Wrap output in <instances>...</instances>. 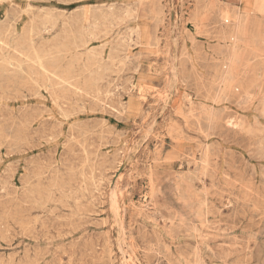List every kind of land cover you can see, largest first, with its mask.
Here are the masks:
<instances>
[{"label": "rangeland", "instance_id": "374dc122", "mask_svg": "<svg viewBox=\"0 0 264 264\" xmlns=\"http://www.w3.org/2000/svg\"><path fill=\"white\" fill-rule=\"evenodd\" d=\"M253 3L0 0V264H264Z\"/></svg>", "mask_w": 264, "mask_h": 264}, {"label": "bare ground", "instance_id": "6f19581e", "mask_svg": "<svg viewBox=\"0 0 264 264\" xmlns=\"http://www.w3.org/2000/svg\"><path fill=\"white\" fill-rule=\"evenodd\" d=\"M253 4H259V6H260V8L261 7H263L264 6V0H253ZM32 47H33V45H32ZM256 53V52H255ZM37 54V53H36ZM234 56V55H233ZM258 56V55H257ZM39 57V56H38ZM237 59V58H236ZM260 60V59H259ZM232 61H233V59H232ZM226 62V61H225ZM22 63V62H21ZM228 72V71H227ZM33 75V74H32ZM230 79V78H229ZM34 83V82H33ZM36 84V83H35ZM215 93V92H214ZM221 93V92H220ZM214 95V94H213ZM220 98V97H219ZM206 132V131H205ZM83 148V147H82ZM208 153V152H207ZM86 155V154H85ZM207 157V156H206ZM207 159V158H206ZM113 194V193H112ZM111 194V195H112ZM111 199V198H110ZM112 201V200H111ZM112 205V204H111ZM116 205V204H115ZM111 207V206H110ZM109 207V208H110ZM115 210H117V209H115ZM198 231V230H197ZM2 263V262H1Z\"/></svg>", "mask_w": 264, "mask_h": 264}]
</instances>
